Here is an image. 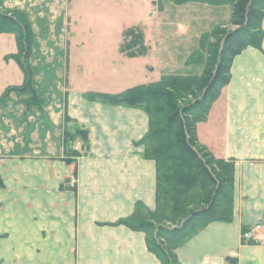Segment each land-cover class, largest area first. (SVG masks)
Returning a JSON list of instances; mask_svg holds the SVG:
<instances>
[{"label": "crops", "instance_id": "obj_1", "mask_svg": "<svg viewBox=\"0 0 264 264\" xmlns=\"http://www.w3.org/2000/svg\"><path fill=\"white\" fill-rule=\"evenodd\" d=\"M3 6L30 23L35 94L11 91L0 102V264H160L144 233L115 225L137 203L155 207V162L139 144L144 110L91 99L92 91L72 85L81 72L70 59V0ZM262 31L260 49L233 58L228 84L196 126L214 157L234 161L232 221L210 222L178 247L181 264H264V20ZM146 57L132 60L150 80L133 86L155 81ZM116 72L109 74L117 79ZM76 128L87 131V148L69 163L63 134ZM256 225L242 240V229Z\"/></svg>", "mask_w": 264, "mask_h": 264}, {"label": "trees", "instance_id": "obj_2", "mask_svg": "<svg viewBox=\"0 0 264 264\" xmlns=\"http://www.w3.org/2000/svg\"><path fill=\"white\" fill-rule=\"evenodd\" d=\"M174 2L231 7L230 21L234 28L210 34L212 39L217 38L208 44V57L201 74L163 77L156 83L136 85L117 94L90 95L91 99L113 105L141 107L147 115L148 130L139 144L144 148L143 157L155 162V207L151 210L137 203L133 212L115 225L144 233L148 251L160 264H181L175 253L178 247L210 222L232 221L234 161L216 158L201 146L196 126L207 118L212 104L228 84L233 58L247 47L260 49L264 20V0ZM0 34L14 36L18 50L12 57L24 75L23 84L8 87L0 96L1 102L12 90L33 92L28 64L33 45L31 26L22 13L4 8L3 0H0ZM133 34L132 29L125 32L126 37ZM132 40L126 51L138 39L132 37ZM120 51H124L122 46ZM135 54L138 52L128 55ZM187 96H192V100L186 101ZM63 142L66 160L70 163L86 150L87 131L65 129ZM76 143L80 145L78 149L74 148ZM247 229L243 228L242 232Z\"/></svg>", "mask_w": 264, "mask_h": 264}, {"label": "rangeland", "instance_id": "obj_3", "mask_svg": "<svg viewBox=\"0 0 264 264\" xmlns=\"http://www.w3.org/2000/svg\"><path fill=\"white\" fill-rule=\"evenodd\" d=\"M70 16H67L71 33L70 59L77 61L75 69L81 72L79 81L72 85L92 91L89 94L123 91L138 81L150 80V76L145 78L146 73L138 70L133 61L138 57H144L146 61L147 55V64L152 66L155 81L141 85L156 83L163 77L199 76L208 57V44L217 38L212 39L210 34L234 28L229 5L206 2L70 0ZM128 29H132L133 36H125ZM132 37L138 40H134V45H130L133 48L126 51ZM121 46L124 49L122 56ZM17 50L13 35L0 34L1 95L8 87L23 84V73L19 67L16 70L17 63L12 57ZM129 52L138 54L128 55ZM137 63L142 65L143 61ZM115 69L117 79L109 74ZM185 100H192V96ZM242 240H245L243 236Z\"/></svg>", "mask_w": 264, "mask_h": 264}, {"label": "built area", "instance_id": "obj_4", "mask_svg": "<svg viewBox=\"0 0 264 264\" xmlns=\"http://www.w3.org/2000/svg\"><path fill=\"white\" fill-rule=\"evenodd\" d=\"M74 148L75 149H78L79 148V144L78 143L75 144V147ZM74 185H75L74 182L73 181H70V186L73 187ZM259 228H260L259 225H256L253 229L248 228L246 231L242 232L243 238L245 240H249V239L253 238V231L255 229H259Z\"/></svg>", "mask_w": 264, "mask_h": 264}]
</instances>
